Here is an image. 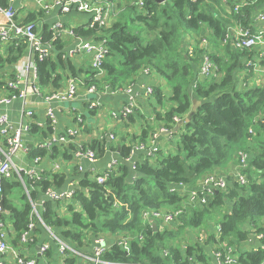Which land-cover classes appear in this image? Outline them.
<instances>
[{
    "label": "trees",
    "instance_id": "1",
    "mask_svg": "<svg viewBox=\"0 0 264 264\" xmlns=\"http://www.w3.org/2000/svg\"><path fill=\"white\" fill-rule=\"evenodd\" d=\"M137 1H118L120 15L108 28L90 26V14L75 12L88 19L86 24L73 28L76 36L94 41L107 39L108 53L101 71L90 64L80 66L75 60L64 59L62 39L54 40L48 26L41 32L43 41L52 46L48 57L36 61V86L41 92L61 89L67 77L79 78V85L86 88L94 84L99 90L104 85L114 90L134 82L146 69L158 74L165 83L160 78L159 83L153 82V94L146 97L147 114L135 110L142 119L137 131H123L125 134L120 139L117 137V142L103 135L89 145L99 157L110 148L118 158V164L104 183H98L93 171L81 172L78 166L69 171L33 176L21 173L20 177L13 172L10 177L2 178L0 211L2 206L5 212L0 219L11 220V244L17 249L44 244L49 241L44 238L50 235L48 227L71 248L88 256L92 255L93 240L97 236H133L128 251L118 245L110 246L103 256L110 261L213 264V249L224 252L226 247L233 246L236 264H262L264 237L256 239L255 235H264V82L243 85L256 78L248 61L259 60L260 49H235L224 44V38L228 28L234 25L255 30V16L264 11V0H255L238 12L235 4L240 0H165L162 3L143 0L144 11L138 10L141 7ZM0 4L6 7V0H0ZM135 22L143 23V27L132 31L131 24ZM202 37L209 40L210 55L219 67L216 78L198 80L202 53L206 52L205 47H200ZM192 43L195 51L189 54L187 47ZM5 46L6 53L0 55V64L15 66L28 53V44L20 38L12 39ZM259 65L264 67V60ZM15 77L13 70L9 80ZM6 83L0 81V86L4 84L8 94L11 91L4 88ZM194 100L201 104L191 120L173 133L180 137L176 153L163 152L159 147L152 157L137 152L135 167L126 161L135 144L149 143L157 124L173 130L177 124L174 118H186ZM89 109L93 114L97 110L91 109L90 103ZM135 114L125 121L132 129L136 128ZM251 127L254 134L249 131ZM29 132L46 138L51 136L52 127L49 123L44 127L32 123ZM77 148L70 143L50 149L33 145L27 152L33 160L47 156L55 159L60 153L64 161H73ZM241 150L250 155L245 186L229 173L236 168L237 152ZM229 166L232 168L227 172ZM216 170L228 175V187L215 193L207 204L190 207L179 222L164 226L163 230L160 223L154 229L143 220L146 209L182 207L187 194L172 188L181 183L193 187L202 176ZM68 174L74 183L72 198L66 201L48 198L45 193L49 188L63 189L67 185ZM32 202L37 205L39 217L33 211ZM210 215L217 216L218 220L206 221ZM31 223L34 224L32 241L25 243L22 235ZM202 229L206 230L205 241L191 237L192 232ZM252 236L253 241L249 242ZM50 240L51 247L46 252L49 257L53 246L58 247L51 236ZM183 242L187 243L186 248L182 247ZM164 249L169 251L167 257L163 256ZM84 261L68 251V264Z\"/></svg>",
    "mask_w": 264,
    "mask_h": 264
},
{
    "label": "built area",
    "instance_id": "2",
    "mask_svg": "<svg viewBox=\"0 0 264 264\" xmlns=\"http://www.w3.org/2000/svg\"><path fill=\"white\" fill-rule=\"evenodd\" d=\"M38 2V5L47 13L52 9L57 8L61 13L70 14L71 12H84L91 15L90 26L98 25L100 28H108L115 21H117L121 7L119 4L115 3L113 0H54L50 3L46 0H35ZM255 0H240L235 4V11L238 12L243 6L253 2ZM137 4L143 8L144 1L138 0ZM0 13L5 17L6 24L0 27V47L6 45L12 39L20 38L28 44V53L26 57L22 58L15 66V79L7 81L6 86L4 87L7 91H11L8 94H4L0 97V106L10 105L13 101L16 100V97L20 98L24 105L30 101V98L34 93L38 96H41L43 100L47 103L48 107L46 109V116L48 117L49 124L52 127L51 136L39 146L43 148L50 149L55 145H62L69 143L81 135L83 127V119L81 116L77 118L76 127H67L64 131L60 132L58 129L59 121L56 114V110L51 106V104L56 102H68L76 99L80 93L79 82L73 77L67 79L68 83L64 89L44 93L41 92L37 86L36 89L33 88L37 82V59H43L48 57L51 54L52 46L43 41L41 33L37 30V26L34 22L29 23H20L15 20V11L11 7H4L0 4ZM259 24V30L253 32L251 27H243L241 25H234L228 28L224 44H230L235 49H248V50H259V60H253L252 62L248 61V66L253 67L254 70L258 73V76L254 81H250L248 84L243 83L245 86L251 85H260L264 82V67L260 66L259 63L261 60H264V11H260L255 16V21ZM74 27H66L62 22L54 23L50 30L53 36V39H62V37L68 36L73 38L72 44H69L66 48L64 47L62 57L64 59H76L87 56L90 59V65L99 71L103 61L106 59L108 53L107 39L103 38L97 41L84 39L75 35ZM209 40L206 37L200 38V47H205L206 52L202 53V60L200 71L198 75V80L204 78H216L219 75V67L212 59L210 55V48L207 45ZM189 54H194L195 43H192L187 47ZM210 51V52H209ZM263 67V69H262ZM147 74H150L149 70H145ZM195 83L194 86H196ZM133 89V83L128 84L125 87H120L112 90L108 85H104L102 90L104 93H131ZM101 90L94 84L90 85L86 89L87 99L90 103L91 109L100 108L102 105L100 94ZM153 93V86L148 85L145 88V96L150 97ZM89 94L96 95L95 98L89 99ZM13 95V97L11 96ZM129 105H123L119 109H112L111 115L113 119L126 121L128 117L134 113L135 106L132 103ZM23 120L18 125L10 120V117L7 113L0 114V139H2L1 144L4 145V149L1 150L0 157V193L3 191L1 180L4 177H10L13 172H16L20 177L21 173H26L31 176L37 175V171L29 170L26 168L19 167L15 163V159L18 157L19 153L27 150L25 142V134L29 132L31 124L33 122L26 121L24 122L25 117L28 119L32 118L34 115V110L30 108H24L23 111ZM32 120V119H31ZM176 123H179L181 118H174ZM259 120H261L259 118ZM84 124V123H83ZM40 126V125H39ZM254 128H250V133L254 134ZM162 133H171L170 130L165 127H161L159 130L155 131L148 144L137 143L133 146V151L129 158L126 161L134 165V158L137 152H144L147 156L152 157L159 150V135ZM107 138L109 140H114L116 137L113 133L108 134ZM75 157L78 159H85L91 164H95L98 161V155L95 149L90 147L78 146ZM250 155L246 151H238L237 159L238 164L234 170L230 171V175L241 185L245 186L248 184V178L245 173V170L249 165ZM41 158L37 157L35 162H39ZM118 164V158L115 156L109 163L108 167L100 173L94 174L97 178L98 183H104L107 180L108 173ZM59 166L57 165V168ZM135 167V165L133 166ZM83 170V167L80 168ZM228 175L221 172L207 173L200 181L196 183L195 186L189 187L188 185L181 183L172 188V191H180L181 193L187 194V198L184 202V205L180 208L172 209H146L142 213V218L145 222L150 223L153 226V223H160L159 227L163 230L164 226L173 225L175 222H179V218L189 209L190 207H198L202 204H207L211 197L219 191L226 190L228 187ZM74 183H71L70 186L66 189H55L49 188L45 195L55 201H66L72 198L74 194ZM33 211L38 215L37 205L32 202ZM46 227V226H45ZM34 228V224L29 225V230L22 235V241L28 242L32 241L31 230ZM51 239H54L58 242V253L60 257L59 264H68L66 259L68 257V251H71L79 255L82 260H86L83 263L85 264H151L143 262H125V261H110L103 259L104 254L110 249V246L118 245L125 250H129L130 242L133 239V236L128 234H120L115 237H108L106 235H100L95 237L93 240L92 255L88 256L84 253H80L75 249L71 248L67 243L60 240L50 228L46 227ZM157 229V228H156ZM191 233V232H190ZM8 229L6 223L0 219V255L11 254L15 264H39L33 258H27L21 254L19 250L12 248L8 242ZM187 237H190L188 235ZM191 237L199 242L205 241L207 238L206 230H197L192 232ZM264 237L263 233L255 235L256 239H262ZM142 239L143 236L141 235ZM254 236L249 237L248 241L252 242ZM187 243L183 242L182 247L186 248ZM51 247L49 242L42 244L39 248L41 254H45ZM255 250L257 247L254 248ZM169 251L164 249L163 256L167 257ZM212 255L214 257L213 264H236L237 254L233 246L226 247V250L223 252L221 250H212ZM0 264H5V261L0 259ZM264 264V262L262 263Z\"/></svg>",
    "mask_w": 264,
    "mask_h": 264
},
{
    "label": "crops",
    "instance_id": "3",
    "mask_svg": "<svg viewBox=\"0 0 264 264\" xmlns=\"http://www.w3.org/2000/svg\"><path fill=\"white\" fill-rule=\"evenodd\" d=\"M46 1L50 3L54 2V0H46ZM6 7H11L15 11V20L17 22H20V23L34 22L37 26V30L40 33L43 31V29L46 26H48V28H51V26L56 22H62L64 23L66 27L70 28L71 26H69V24L71 20H76V19L82 20L79 25L85 24L87 21V20H84L86 16L77 14L75 12H71L70 14H64V13H61L59 9L57 8H54L50 12L47 13L38 5V2L35 0H6ZM5 24H6L5 17L2 13H0V27ZM259 27H260L259 24L255 22L254 28L256 31L259 30ZM62 41H63L64 47L66 48L69 44H72L73 38L65 36V37H62ZM4 46L5 45H2L0 47V55H3V56H5V53H6V49L4 48ZM73 60H75L78 64H80V66L85 65L87 63L85 57H82L80 59H73ZM13 70L16 72V66H7L4 64H0V81H2L5 84L10 79V76ZM255 74L257 77L258 73L256 71H255ZM67 79L64 82V86L61 89H64L67 86V83H68ZM74 79H76L79 82V78H74ZM153 79H154L153 80L154 82L155 79H159V77L157 78L153 77ZM153 82L151 80L150 74H147L146 71L144 70L143 73H141L140 76H138L136 80L132 82L133 89L131 93L122 92V93L112 94V93L107 92V93L101 94L100 99H101L102 105L105 104L107 110L109 111V108L119 109L123 105H129L131 103V100H133L132 103L135 106V110L140 109L142 113L147 114L149 109L146 103L147 98L145 96V88L148 85H152ZM3 85L0 86V97L5 94ZM51 92H55V91L52 88H49L48 92L46 93H51ZM25 106L26 105H24L22 100L16 99L10 105L0 106V114L7 113L10 117V120L14 123V125H18V123H21V121L23 120V116H24L23 111H24ZM51 106L56 110V114H57L58 121H59L58 129L60 132L64 131L67 127L78 126L76 120L79 116L82 117L84 124L82 123L81 125L83 127L81 131V135L78 136L73 141L69 142L70 144H74L77 147L78 146L80 147L81 145L82 146L86 145L84 147H90L89 145L91 144L92 141L99 140L100 138L103 137L104 133L107 137L108 134L114 133L112 131H115L119 127L120 128L122 127L123 131L125 132L132 130L130 129L132 128L131 126H129L130 128L127 127V124L125 123V121L111 119L108 115V111H107V118L103 117V111H100V110L95 109L96 110L95 114L90 113L89 101L86 95V87H83V86H80V93L78 97L74 99L73 101L56 102V103L51 104ZM47 107H48L47 103L43 100L41 96H38L35 99L31 97L30 101L27 103L26 108L33 109L34 115L30 119L25 117L24 122L31 121L37 125H40L43 127L46 126V124L49 123L48 117L46 116ZM135 110H134V114L136 112ZM88 112L90 116L87 114ZM135 117H136V122L134 123H136L135 125L136 128L134 129V131H137L138 125L141 124L142 119L137 114H135ZM161 127L162 126H160V124H157L155 128L156 131L159 130ZM109 129L110 131H108ZM160 135H159V138H160ZM117 136L120 139L119 134ZM49 137L50 135L47 136L46 138H43L40 134H31L30 132H28L25 134L26 146L27 148L32 147L33 145L39 146L41 143H44ZM1 142H2V139H0V145L2 149H4V145L1 144ZM114 142H117V140ZM27 150L22 151V153H20V155L16 158L15 163L22 164V168H26L29 170L34 169L38 173L69 171L72 168V163L76 162L77 166L79 167L78 168L79 171H81L80 168L83 167V170L81 172H84V171L92 172L93 171V174H96V173L103 172L108 167L110 161L116 156V154L112 150H110V148H108L105 155L102 158L98 159V161L95 164H91L85 159H78L76 157L73 159V161H64L63 159H61L60 153L57 154V157L55 159L47 156V157L41 158L39 162H35V160L33 159H30V162H28L29 157H27L28 156ZM0 157H1V150H0ZM57 165L59 166L58 168H57ZM231 168L229 166L227 169V172ZM215 172H219V171L216 170ZM200 179L198 181H200ZM72 180L73 178L71 177L70 174H68L67 185L63 189L68 188L70 184L73 183V182H70ZM7 229L9 233L8 242L10 246L14 248L11 244V241H12L11 232L13 230L11 228V225H9ZM44 238L49 240L46 242H49L51 244L50 235H46ZM41 245L42 244L34 246L32 248L25 245L21 249H17V248L15 249L19 250L23 256L27 258L35 259L39 264H50L53 261L56 264H59L60 257H59L57 246H53L52 255L51 257H49L47 256L46 253L41 254L39 252V248ZM0 259L4 260L5 264H15L14 259L11 254L0 255ZM81 264H85V263H81Z\"/></svg>",
    "mask_w": 264,
    "mask_h": 264
},
{
    "label": "rangeland",
    "instance_id": "4",
    "mask_svg": "<svg viewBox=\"0 0 264 264\" xmlns=\"http://www.w3.org/2000/svg\"><path fill=\"white\" fill-rule=\"evenodd\" d=\"M118 1H125V0H115V3L117 4V2ZM124 6V5H123ZM139 11H144L142 8H139L138 9ZM84 20H87L86 21V23L88 22V19H87V17L86 18H84ZM81 21L82 20H71V22H70V24H69V26H71V27H75V26H78L80 23H81ZM85 23V24H86ZM143 27V23H139V22H135V23H133V24H131V30L132 31H135V30H140L141 28ZM211 47V46H210ZM83 57H85L86 58V61H87V63H86V65H89L90 63V59L87 57V56H84V55H82ZM76 59H78V58H76ZM158 75V74H157ZM155 73H151L150 72V77H151V80H152V82H153V77L155 78H157L158 76H157ZM159 78L162 80V82L163 83H165V81L162 79V77H160L159 76ZM160 79H155V83L157 84V83H159L160 82ZM163 89H165L164 88V86H161ZM241 88H243L242 86H241ZM87 89V88H86ZM45 92H48V89H46V90H44ZM89 96V99H93V98H95L96 97V95H94V94H89L88 95ZM164 104H166V103H164ZM98 110H100V111H103V117H106L107 118V108L106 109H104V107L103 106H101L100 108H98ZM111 111H112V109H110L109 108V111H108V115H109V117L111 118V119H113V117H112V115H111ZM89 116H90V114H89V112L87 113ZM113 120H115V119H113ZM128 127V126H127ZM130 128V127H129ZM118 129V130H117ZM115 131H112V132H114L115 134V139H117V134H119V136H122V134H125L124 132H123V129H122V127L120 128H117ZM130 129H132V128H130ZM134 129H132L131 131H133ZM108 131H110V129L108 130ZM122 131V132H121ZM173 134V133H172ZM103 135H105V133L103 134ZM158 142H159V146H160V148H161V150L163 151V152H172V153H176L177 152V145H178V143L180 142V137H179V134L178 135H175V134H173V135H170V134H164V133H162L161 135H160V138H159V140H158ZM22 153V152H21ZM19 155H20V153H19ZM18 155V156H19ZM28 157V156H27ZM103 157V156H102ZM102 157H99L98 156V158L100 159V158H102ZM29 160H28V162H30V158H28ZM16 160V159H15ZM20 163H17V165L19 166V167H22V164H20ZM77 166V163L75 162H73L72 163V168H74V167H76ZM213 210H215V209H213ZM227 209H224V211H226ZM223 211V210H222ZM221 211V212H222ZM210 218V219H209ZM209 218L207 217L206 218V221H208V220H212V221H217L218 220V217L217 216H212V215H210L209 216ZM220 218V217H219ZM5 223H6V226L8 227L9 225H11V220H10V218L9 217H5ZM203 226H206V225H203ZM247 248H248V246H247ZM50 264H56L54 261L52 262V263H50Z\"/></svg>",
    "mask_w": 264,
    "mask_h": 264
},
{
    "label": "water",
    "instance_id": "5",
    "mask_svg": "<svg viewBox=\"0 0 264 264\" xmlns=\"http://www.w3.org/2000/svg\"><path fill=\"white\" fill-rule=\"evenodd\" d=\"M156 1L159 2V3H162V2H164L165 0H156ZM33 88L36 89V85H34ZM36 97H37V94L34 93V94L32 95V98L35 99ZM194 102H195V104H194V106H193V108H192L191 113H189V114L187 115L186 118L181 119L180 122L177 123V124L175 125L174 129L172 130V133L177 132V131L180 129V127H181L182 125H184L186 122H189V121L191 120V118H192L194 112L197 110V108H198L199 105L201 104V101H199V100H194ZM2 198H3L2 200H4L5 196H2ZM3 212H5V211H4V208L1 206L0 215H1ZM153 227H154V229H156V227H157V223L154 222V223H153Z\"/></svg>",
    "mask_w": 264,
    "mask_h": 264
},
{
    "label": "bare ground",
    "instance_id": "6",
    "mask_svg": "<svg viewBox=\"0 0 264 264\" xmlns=\"http://www.w3.org/2000/svg\"><path fill=\"white\" fill-rule=\"evenodd\" d=\"M252 29V31L253 32H256L253 28H251ZM208 46H209V43L207 44ZM253 60H251V62H252ZM262 69H263V67H262ZM100 94H104V91H101L100 92ZM153 94V93H152ZM12 97H13V95H11ZM16 99H19V100H21L20 98H18V97H16ZM25 105L27 106V103H25ZM157 228V227H156ZM97 237H99V236H97Z\"/></svg>",
    "mask_w": 264,
    "mask_h": 264
},
{
    "label": "flooded vegetation",
    "instance_id": "7",
    "mask_svg": "<svg viewBox=\"0 0 264 264\" xmlns=\"http://www.w3.org/2000/svg\"><path fill=\"white\" fill-rule=\"evenodd\" d=\"M113 134H114V133H113ZM164 134H172V130H171V133H164ZM113 141H115V139H114Z\"/></svg>",
    "mask_w": 264,
    "mask_h": 264
}]
</instances>
